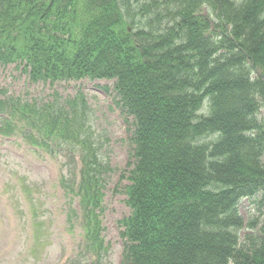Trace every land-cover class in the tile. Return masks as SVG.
<instances>
[{
  "label": "trees",
  "instance_id": "obj_1",
  "mask_svg": "<svg viewBox=\"0 0 264 264\" xmlns=\"http://www.w3.org/2000/svg\"><path fill=\"white\" fill-rule=\"evenodd\" d=\"M10 63L34 82L114 79L134 126L121 264H264V0H0ZM56 98L0 87V133L74 140L83 97ZM103 169L85 159L77 192L92 249Z\"/></svg>",
  "mask_w": 264,
  "mask_h": 264
},
{
  "label": "rangeland",
  "instance_id": "obj_2",
  "mask_svg": "<svg viewBox=\"0 0 264 264\" xmlns=\"http://www.w3.org/2000/svg\"><path fill=\"white\" fill-rule=\"evenodd\" d=\"M0 85L9 94L25 99H46L52 92L42 83H28L14 65L0 67ZM112 86L113 81L85 79L54 87L63 97L77 91L83 93L87 101L85 128L77 135L80 138L86 135L97 160H102L108 168L103 175L100 215L102 235L108 245L99 264H118L122 242L117 221L129 213L124 194L127 179L118 182L117 174L122 173L125 153L131 147L121 137L120 118L124 117L121 109L108 108L111 100L104 88ZM128 122L131 130V117ZM74 152V164H70L66 152H38L28 147L20 133L9 138L0 136V264H57L69 246L74 248V254L65 264L80 255L82 264L95 262V255L84 250L80 219L74 218L70 223L67 217L70 207L76 209V195L59 184L61 176L71 180L73 172L74 179L78 178L77 156L84 154L82 146L75 144ZM249 201L243 199L239 208L246 218L253 213ZM32 217L38 221V233L34 232Z\"/></svg>",
  "mask_w": 264,
  "mask_h": 264
}]
</instances>
